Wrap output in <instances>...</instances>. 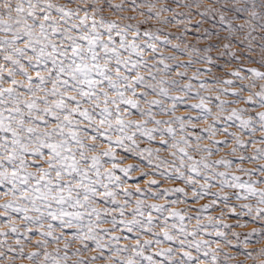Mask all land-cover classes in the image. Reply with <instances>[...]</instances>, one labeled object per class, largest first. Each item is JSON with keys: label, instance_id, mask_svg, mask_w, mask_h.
Returning a JSON list of instances; mask_svg holds the SVG:
<instances>
[{"label": "snow or ice", "instance_id": "snow-or-ice-1", "mask_svg": "<svg viewBox=\"0 0 264 264\" xmlns=\"http://www.w3.org/2000/svg\"><path fill=\"white\" fill-rule=\"evenodd\" d=\"M0 264H264V0H0Z\"/></svg>", "mask_w": 264, "mask_h": 264}]
</instances>
